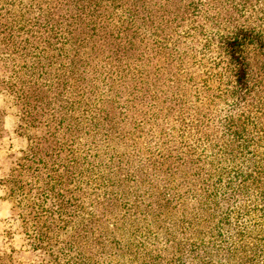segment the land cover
<instances>
[{
	"label": "trees",
	"instance_id": "16d2710c",
	"mask_svg": "<svg viewBox=\"0 0 264 264\" xmlns=\"http://www.w3.org/2000/svg\"><path fill=\"white\" fill-rule=\"evenodd\" d=\"M234 13L0 0L26 139L4 185L37 264H264V33Z\"/></svg>",
	"mask_w": 264,
	"mask_h": 264
},
{
	"label": "rangeland",
	"instance_id": "374dc122",
	"mask_svg": "<svg viewBox=\"0 0 264 264\" xmlns=\"http://www.w3.org/2000/svg\"><path fill=\"white\" fill-rule=\"evenodd\" d=\"M230 3L236 12L234 17L220 18L253 22L259 27L257 31L264 33V0H242V2L234 0V5L230 0ZM246 10L244 15L242 11ZM241 15L243 17H239ZM247 51L251 52V49H247ZM255 63L264 64V56L256 58ZM261 96L264 99V93ZM262 102L264 106V100ZM261 112V115L264 116V109ZM25 143V135L19 126V109L14 99L9 94L2 92L0 93V253H8L13 250L20 253L14 255L15 264H37L39 262L38 255L24 253L27 237L23 233L19 217L11 210V203L6 197L7 189L4 185V180L11 175L10 170L17 158L21 156Z\"/></svg>",
	"mask_w": 264,
	"mask_h": 264
}]
</instances>
